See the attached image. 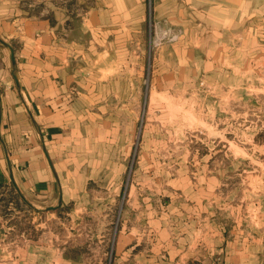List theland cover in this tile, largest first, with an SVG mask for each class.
Segmentation results:
<instances>
[{"label": "rangeland", "instance_id": "obj_1", "mask_svg": "<svg viewBox=\"0 0 264 264\" xmlns=\"http://www.w3.org/2000/svg\"><path fill=\"white\" fill-rule=\"evenodd\" d=\"M151 19L136 69L142 99L130 119L120 111L110 143L118 169L102 160L77 205L24 209L18 230L38 243L41 264H90L96 251L104 264H142L137 254L157 232L191 220L224 233L226 264H264V26L214 47L173 20ZM129 232L137 258L114 255Z\"/></svg>", "mask_w": 264, "mask_h": 264}, {"label": "crops", "instance_id": "obj_2", "mask_svg": "<svg viewBox=\"0 0 264 264\" xmlns=\"http://www.w3.org/2000/svg\"><path fill=\"white\" fill-rule=\"evenodd\" d=\"M152 12L214 47L264 26V0H0V264H41L24 209L77 205L102 160L118 169L110 143L142 99ZM186 221L157 232L142 264H226L224 233ZM138 245L129 232L113 254Z\"/></svg>", "mask_w": 264, "mask_h": 264}]
</instances>
